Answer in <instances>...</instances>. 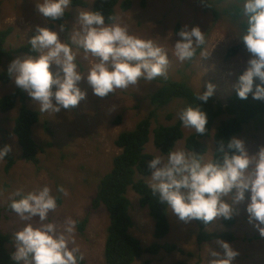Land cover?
<instances>
[{"label": "clouds", "instance_id": "clouds-1", "mask_svg": "<svg viewBox=\"0 0 264 264\" xmlns=\"http://www.w3.org/2000/svg\"><path fill=\"white\" fill-rule=\"evenodd\" d=\"M74 0H35L38 15L59 24V29L35 26V35L28 39L29 54L12 60L6 70L14 84L26 92L40 113H59L77 107L87 97L80 87L85 80L94 95L107 97L117 90L138 87L167 78L169 51L130 31L119 15L106 17L101 10H78L69 28L67 15ZM238 30L233 37L249 54L245 70L232 85L241 100L250 96L264 101V0H236ZM65 33V38H61ZM171 37L180 39L173 45L171 55L180 62L192 61L199 50L208 57L207 33L199 26H183ZM93 58L86 73L80 70L78 53ZM258 81V82H257ZM217 85L208 82L197 98L207 102ZM113 106L110 111H115ZM186 129L204 134L209 122L201 106L189 104L178 112ZM12 151L11 145L0 148V160ZM213 151V150H212ZM148 162L151 175L147 187L151 195L178 220H194L211 224L219 218L231 220L239 206L246 203L247 220L264 237V145L250 154L239 137L219 141V147L209 157L207 151L172 147L161 151ZM58 193L67 196L63 186ZM23 227L15 231L11 254L14 264H81L83 253L76 245L79 221L71 216L62 223L50 219L56 212L58 196L48 185L34 191L17 190L9 205ZM38 218V219H37ZM223 252L208 247L213 257L208 264H233L239 251L223 239L217 240Z\"/></svg>", "mask_w": 264, "mask_h": 264}, {"label": "rangeland", "instance_id": "rangeland-1", "mask_svg": "<svg viewBox=\"0 0 264 264\" xmlns=\"http://www.w3.org/2000/svg\"><path fill=\"white\" fill-rule=\"evenodd\" d=\"M85 1L88 3L85 8L72 7L69 12V28L74 23L79 9L93 10L96 0ZM131 1L132 7L129 10L122 9L119 4L115 8V13L128 25L131 32L145 39H155L157 44L169 51L170 65L167 77L188 82L197 93L205 91L207 83L212 82L217 85L214 95L225 103L235 92L232 85L240 72L245 70L249 57L244 45L232 34L238 30V21L224 14V9L236 6V0ZM210 1L218 2L217 8L221 11L218 18L210 7ZM178 24L181 27L199 26L206 32V49L211 54L208 57H200L198 50L196 61L190 66L187 65L189 61L180 62L172 56L173 45L180 37L178 35L171 37L169 33L177 32ZM36 25L59 29V25L51 27L49 20L38 15L35 0H0V32L9 28L13 30L7 40L6 47L9 52L27 45L28 39L36 34ZM65 35L61 33V38H65ZM235 45H242V49L231 58H227L228 49ZM26 55L12 54L11 58L3 60L2 66L8 68L12 60ZM78 58L80 70L86 73L93 58L90 56L85 58L82 51L78 53ZM80 87L87 91V97L77 107L62 110L57 114L40 113V122L33 133L34 140L39 146L37 163L26 162L22 158V150L13 131L20 104L10 112L0 111V148L11 145L10 154L15 160V165L9 171L5 170L6 159L0 160V208L3 210L0 232L9 238L7 249L10 253L15 251L12 244L14 232L23 227V222L9 209L13 194L17 190L26 193L48 185L52 188L53 194L58 196V208L56 212L49 213L50 219L62 223L65 217L71 216L79 222L86 219L88 221L84 232L77 226L75 234L76 245L84 255L81 264H107L104 251L109 215L103 205L93 210L92 201L97 194L100 181L112 170L113 159L121 152L116 146L119 134L134 129L139 121L148 116L153 109L150 95L160 87V84L155 80L150 83L142 81L138 87L130 86L128 89L117 90L116 94H109L103 98L93 94L86 78L80 82ZM17 88L12 80L8 84L0 82V99L12 94ZM27 105L38 111L29 96ZM113 106H116V110L110 111ZM182 108L184 102L175 101L160 110L157 118L152 119L151 138L146 146L147 154L153 156L161 154L154 145L153 130L160 124H175L178 112ZM170 115L172 120L168 119ZM183 130L184 138L176 147L186 148L187 137L195 133L193 129ZM213 134L214 130L211 136ZM211 136L205 141L209 157L213 156L214 151ZM235 137L245 141L250 154L257 152L259 147L264 145V116L255 118ZM140 177L138 175L136 179ZM58 186H63L69 194L64 196L58 193L56 191ZM128 197L132 203L130 215L134 221L131 235L139 239L145 248L156 241L161 244H174L179 248L171 253L165 251H160L157 255L146 253L136 264L148 261L149 264H173L178 261L208 264V260L213 257L208 255L207 245L213 250L223 252L217 240L199 244L195 220L184 223L170 211L168 218L171 231L164 239L156 240L155 224L149 210L140 206V198L131 188ZM233 219V225L228 226L224 218H219L207 228V231L218 234L230 233L234 236V240H227L240 253L233 264H264V237L248 223L246 203L239 206L238 214Z\"/></svg>", "mask_w": 264, "mask_h": 264}, {"label": "trees", "instance_id": "trees-1", "mask_svg": "<svg viewBox=\"0 0 264 264\" xmlns=\"http://www.w3.org/2000/svg\"><path fill=\"white\" fill-rule=\"evenodd\" d=\"M215 1H210V7L214 11L216 18L219 17L221 11L217 8ZM121 5L122 9L129 10L132 7L131 0H96L93 10H101L105 16L116 15L115 8ZM88 3L85 0H74L72 7H86ZM224 14L229 15L234 21H238V9L236 6L224 9ZM70 19V14L66 20ZM50 21V20H49ZM63 21H50V26L59 25ZM181 25H177L176 31L181 29ZM12 28L0 32V82L8 84L11 79L7 76L6 70L2 66L5 58H11L12 54L25 53L29 54L28 44L9 52L7 50V40L11 35ZM242 49V45H235L228 49L227 58H231ZM198 54V53H197ZM196 57L187 63L192 65ZM243 72V71H242ZM240 72V74L242 73ZM239 74V75H240ZM157 82L160 87L150 95V103L153 109L147 117L137 123L132 130L123 131L116 140V146L121 150L120 154L113 159L112 170L107 173L97 189V194L92 201L93 210L103 205L109 215V226L107 228V237L105 242V260L107 264H136L144 254L157 255L160 251L171 253L179 250L174 244H161L159 242L152 243L149 247H143L141 241L131 235L134 227V221L130 215L132 203L128 197V191L131 188L140 198V206L147 208L149 214L154 220V238L162 240L169 235L171 224L168 218L166 205L160 203L151 195L147 187L146 178L151 174L148 168V162L153 159V155L146 153V146L150 142L152 119L157 118L158 112L175 101L184 102V107L193 104L200 105L202 110L207 112L209 122L207 131L204 134L192 133L186 139V148H192L198 153L207 151L206 139L211 136L214 143V151L219 147L221 139L228 140L240 134L244 127L248 125L258 116H264V101L251 98L241 100L236 92L230 95L226 102L219 101L215 95L209 98L207 102L197 98L198 93L186 81H176L170 77L166 79L158 78ZM28 96L26 92L17 88L12 94L6 95L0 99V111L7 113L16 108L20 104V110L14 123V134L18 139V143L22 150V158L26 162L37 163L39 146L34 140V128L40 122L41 114L36 110H32L27 105ZM172 120V115L168 116ZM183 126L179 119L175 124L158 125L153 132L154 145L158 150L167 152L170 148L176 147L177 143L184 138ZM49 129V128H48ZM214 155V153H213ZM7 165L6 171H9L15 165L12 154L5 157ZM140 175L139 179L136 177ZM10 209V207H9ZM3 210L0 208V222ZM87 219L78 223L79 230L84 232ZM198 233L197 242L199 244L213 242L215 240H234V236L230 233H212L207 228L212 225H205L202 221L195 220ZM228 226H232L234 219L225 220ZM9 238L0 232V264H14L11 254L7 249ZM181 251V250H180ZM145 262L144 264H149ZM173 264H189L187 261H178ZM197 264H201L197 262Z\"/></svg>", "mask_w": 264, "mask_h": 264}]
</instances>
